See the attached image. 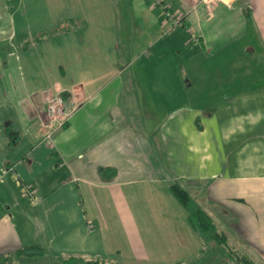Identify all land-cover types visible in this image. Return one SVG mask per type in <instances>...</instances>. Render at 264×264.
Returning a JSON list of instances; mask_svg holds the SVG:
<instances>
[{
  "label": "crops",
  "instance_id": "crops-1",
  "mask_svg": "<svg viewBox=\"0 0 264 264\" xmlns=\"http://www.w3.org/2000/svg\"><path fill=\"white\" fill-rule=\"evenodd\" d=\"M152 3L0 0L8 264L38 261L13 254L26 245L54 258L187 264L200 241L170 182L230 244L264 258V0L197 5L184 22L195 40L168 29ZM54 92L71 114L46 142L41 118Z\"/></svg>",
  "mask_w": 264,
  "mask_h": 264
},
{
  "label": "trees",
  "instance_id": "trees-1",
  "mask_svg": "<svg viewBox=\"0 0 264 264\" xmlns=\"http://www.w3.org/2000/svg\"><path fill=\"white\" fill-rule=\"evenodd\" d=\"M167 188L185 211L187 221L200 241L197 254L187 264H258L236 245L228 243L226 232L216 226L210 215L194 201L187 190L176 182H170ZM13 254L40 255L42 250L36 245H26L13 251ZM10 257V254L0 255V264H8ZM55 258V264H113L98 258L81 259L61 255Z\"/></svg>",
  "mask_w": 264,
  "mask_h": 264
},
{
  "label": "built area",
  "instance_id": "built-area-1",
  "mask_svg": "<svg viewBox=\"0 0 264 264\" xmlns=\"http://www.w3.org/2000/svg\"><path fill=\"white\" fill-rule=\"evenodd\" d=\"M183 4L180 7H171L164 3L163 0H153L152 4L160 5V13L162 15L163 22L167 24L168 29L174 27H184L187 33V40H195V33L190 25L184 24L187 13L195 8L197 5H208L212 2L231 4L234 0H182ZM71 111L64 108L63 98L61 93L54 92L46 100L43 113H42V126L43 135L42 140L51 142L53 136L68 120ZM6 170H12L11 166H8ZM20 189L23 195L30 199L35 197V189L31 187L29 183L19 182Z\"/></svg>",
  "mask_w": 264,
  "mask_h": 264
},
{
  "label": "rangeland",
  "instance_id": "rangeland-1",
  "mask_svg": "<svg viewBox=\"0 0 264 264\" xmlns=\"http://www.w3.org/2000/svg\"><path fill=\"white\" fill-rule=\"evenodd\" d=\"M6 171H10V170H6ZM228 243L230 244V241H228ZM239 249L246 251V247L242 243H239ZM250 249L251 248H249V254L254 258L255 262H257L258 264H264L263 256L256 251L253 253V251H250ZM38 256H39V258H36V260H38V261H35V262L30 261V259L25 260L24 258L20 257V258H18L20 260H16V262H14L13 264H55V261H57L56 258H54V256H51V255L43 256L41 254V255H37L35 257H38Z\"/></svg>",
  "mask_w": 264,
  "mask_h": 264
}]
</instances>
